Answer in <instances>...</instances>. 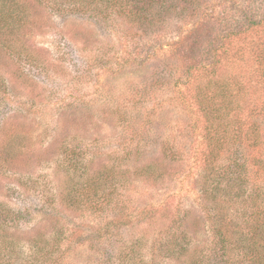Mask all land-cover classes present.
<instances>
[{"label": "rangeland", "instance_id": "374dc122", "mask_svg": "<svg viewBox=\"0 0 264 264\" xmlns=\"http://www.w3.org/2000/svg\"><path fill=\"white\" fill-rule=\"evenodd\" d=\"M91 17L35 7L25 46L21 40L0 51V82L8 87L0 111V199L32 211L22 227L26 238L46 237L57 224L69 237L77 230V238L62 243L73 252L64 264H95L119 242L137 240L144 241L137 250L142 264H160L159 245L174 223L183 220L198 246L208 238L198 203L209 206L201 198L225 172L239 174L235 158L244 164L262 148L264 161V0H199L196 12L173 15L143 34L128 31L116 15ZM228 113L226 137L225 123L211 116ZM69 138L89 147L77 171L59 160ZM165 145L176 153L180 180L175 166L162 161ZM126 153L124 167L157 162L164 178L144 184L131 173L119 188L118 158ZM252 167L241 172L242 188H264V179L247 184L257 180ZM99 170L109 177L94 188L114 193L110 206L121 197L125 208L106 217L112 223L105 236L86 242L97 221L80 216L79 194ZM221 182L232 188L228 179ZM62 189L73 209L58 198ZM39 201H48L47 213L33 210ZM104 205L110 211L107 200Z\"/></svg>", "mask_w": 264, "mask_h": 264}, {"label": "trees", "instance_id": "16d2710c", "mask_svg": "<svg viewBox=\"0 0 264 264\" xmlns=\"http://www.w3.org/2000/svg\"><path fill=\"white\" fill-rule=\"evenodd\" d=\"M198 3L199 0H0V51L16 48L21 40H25L23 39L24 33L28 31L30 25L34 24L35 7H42L55 16L91 15V18L105 20L116 15L126 27L129 26L128 31L137 29L143 34L147 28L162 24L173 15L175 17L191 15L198 10ZM124 31L126 38L127 29ZM24 46L25 41L21 47ZM211 74H214V70H211ZM7 89L6 83L0 82V111L7 105L4 98ZM209 114L212 113L209 112ZM229 115L230 113L224 118L211 116L217 123H225L224 126L221 125L222 131L224 130L223 135L226 137L229 136L226 135L230 125L231 116ZM220 130L218 129L217 132ZM249 134L255 136L257 130L250 129ZM71 139L67 140L69 144ZM63 146L60 147L62 156L59 160L63 165L67 164L77 171L82 165V156L87 155L89 147L82 148L77 142L73 145ZM256 147H259V144H256ZM99 149L98 152H100ZM261 150L262 148L253 150L244 164L238 162L236 158L234 159L233 166L236 167L239 174L228 178L230 173L225 172V176L222 178L228 179L231 189L227 190L226 187H221L222 179L218 181L216 179L213 181L212 190H208L210 194L206 196L207 199L201 198L203 202L205 200L209 203V206L204 207V210L198 203L200 214L203 215L209 232L205 242L200 246L196 245L193 234H190L188 228L184 229L183 220L179 221L178 218L176 221L179 222L174 223L166 230L167 238L164 243L159 245L160 264H264V208L261 207V204L264 203V188L257 186L243 189L242 185L246 184H244V176L241 173H248L245 167L251 162L253 169L250 170V176L257 180H250L247 184L250 182L255 184L264 179V161L258 156L261 155ZM168 151L169 149L165 145L162 150L164 157L162 161L175 166L176 170L173 174L176 175V178L174 180H180L176 166L178 161L174 158L176 153L170 154ZM129 156L130 153H126L120 159L118 158L119 188L125 189L127 179L124 177L131 173V176L144 184H148L154 178H164V172L162 169L158 170L160 165L157 162L136 166L133 168L134 171L129 167H124L121 160H125ZM2 162L8 163L6 160ZM180 173L182 174V172ZM103 176L109 177L105 176L101 170L92 174L89 179L90 186L88 185V188L83 189L82 194H79L84 199L83 213L80 216H84L85 219L92 217L97 221L91 228L93 232L86 233L88 235L86 242L91 240L90 236L95 239L105 236L104 233L109 230L107 225L112 223L106 217L109 213H120L125 208L121 197L118 198V203L110 206L112 204L110 197L114 193H105V190L101 189L100 191L99 188L98 190L94 188L95 182L105 181ZM58 198L62 204L68 205L67 208L73 209L70 194L62 189ZM6 199H0V264H64L65 258L72 255L73 252L70 248L66 253L61 248L62 243L73 237L77 238V235L74 234L77 230H72L73 236L69 237V233L64 232L65 228H57V224L52 233L46 237L40 234V236L26 238L22 235V227L27 225L28 219L32 217V211H28V208L18 211L6 202ZM106 200L110 211L104 205ZM73 202L75 203V200ZM135 205L139 207L138 204ZM48 206V201L43 204L40 202L39 206H35L33 210L44 214L47 213ZM59 217L66 218V215L62 213ZM101 219L103 223H100ZM102 224L105 226L104 231ZM102 231L103 234H100ZM142 242L144 241L119 242L118 249L114 248L106 256L102 255L101 260L95 264H142L143 253L140 255L137 253Z\"/></svg>", "mask_w": 264, "mask_h": 264}]
</instances>
